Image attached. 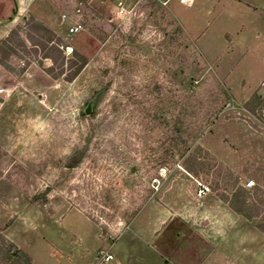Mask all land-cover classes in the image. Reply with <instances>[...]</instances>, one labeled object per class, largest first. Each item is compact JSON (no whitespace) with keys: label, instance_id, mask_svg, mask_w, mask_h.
<instances>
[{"label":"rangeland","instance_id":"1","mask_svg":"<svg viewBox=\"0 0 264 264\" xmlns=\"http://www.w3.org/2000/svg\"><path fill=\"white\" fill-rule=\"evenodd\" d=\"M37 4L0 32V45L15 30L27 47L0 52V264H25L10 242L31 264H87L72 252L81 236L119 253L122 233L154 236L173 218L200 233L197 262L224 199L264 218V46L231 39L264 0ZM75 21L84 30L68 38ZM37 23L73 48L60 77L31 41L46 42ZM76 55L85 67L68 81Z\"/></svg>","mask_w":264,"mask_h":264},{"label":"crops","instance_id":"2","mask_svg":"<svg viewBox=\"0 0 264 264\" xmlns=\"http://www.w3.org/2000/svg\"><path fill=\"white\" fill-rule=\"evenodd\" d=\"M37 2L39 0H0V32H9L19 17L26 20V12L35 8L38 5ZM245 12L248 15L254 13V18L247 26L242 25L241 33L237 32L233 38L231 37L234 39L232 44H236V41L238 43L245 41L247 46L255 42L257 47H263L264 11L256 13L244 8L243 13L247 16ZM258 23L261 24L260 30H258ZM4 36L7 37V34ZM224 206L225 213L227 212L228 215L222 218L217 229L213 230L210 227L206 237L203 235L204 239H207L205 243H208L209 249L203 252L197 262L193 260L192 254L190 256L189 251L190 248L194 250L198 247L197 244L191 243V238L196 236L198 239L200 233H193L184 225L181 226L182 222L173 218L161 223L154 236L141 238L131 228L122 233L111 245V247L113 245L120 246V252L109 251L114 258L108 264H264V233L258 230L254 223L237 214L228 206ZM171 224H173L172 227ZM96 226L98 228L97 238L102 242L99 237L100 227L97 224ZM203 231L205 230L203 229ZM81 237L76 245L82 247L84 244L86 246L82 247L83 249H77L75 246L72 252L85 259L87 264L89 262L95 264L98 261V255L106 250L101 249L98 251L100 253L96 254L98 252L92 251L91 247H88L87 239ZM88 257L91 258L88 260ZM185 257L188 259L183 262Z\"/></svg>","mask_w":264,"mask_h":264},{"label":"trees","instance_id":"3","mask_svg":"<svg viewBox=\"0 0 264 264\" xmlns=\"http://www.w3.org/2000/svg\"><path fill=\"white\" fill-rule=\"evenodd\" d=\"M35 31L38 33L44 34V36H46V42L41 43L40 41L35 40L34 37L30 36L31 41L34 44V47H39L42 51L45 52V54L43 56L44 58H49L53 62V65L59 66L60 73L57 75H54V77H60L64 73L63 68L65 65V59L63 57L64 54H63V51L61 49V46H64L66 43L62 39L56 38L53 35V33L45 25H43L41 23H37L35 25ZM54 38H56L57 43L54 47L49 48L48 46L50 43L54 42L53 41ZM10 44L11 45L13 44L14 46L16 45L18 47H21V48H23L24 51H27L26 43L21 39V37L18 35L17 31H15V30H12L9 33V36L5 40H3L1 45H0V52L5 54V58H7L9 56L8 50L14 49L13 48L14 46H11ZM34 52L36 54L38 53L37 50H34ZM75 59H76V61H79L80 64L77 63L76 61H71L70 67H71V69L73 68L74 70L67 77L68 81L74 80L80 74V72L83 70V68L85 67V59H83L82 56L76 55ZM39 64L42 65L41 63H39ZM74 67H76V68H74ZM46 72L49 75L50 74L53 75V69H47ZM247 108L248 109L250 108V111L253 112V109H251V107L249 105H247ZM187 170H189V169L187 168ZM224 201L229 205V207L234 212L245 217L250 222H254V219L258 218L260 216L259 213L258 214L256 213L255 215H253V214L247 212L245 209L247 206V202L245 201L244 198L240 199L238 194H235L231 200L224 199ZM254 225L258 230H260L262 233H264V218L255 222ZM7 255L10 258H17L19 260L23 259L25 261V264H31L32 263L31 257L27 253H25L24 251L18 249L17 246L11 242L8 243Z\"/></svg>","mask_w":264,"mask_h":264},{"label":"built area","instance_id":"4","mask_svg":"<svg viewBox=\"0 0 264 264\" xmlns=\"http://www.w3.org/2000/svg\"><path fill=\"white\" fill-rule=\"evenodd\" d=\"M70 21V19H68V17L66 15H63L62 17V22H68ZM84 30L83 25L78 22H71L69 23L68 27H67V37L68 38H72L76 35H78L80 32H82ZM61 49L63 51V54L65 56H69L73 53V48L70 44L66 43L64 46H61ZM264 86V83H263ZM4 90H1L0 92H3ZM254 184L253 181H251L248 186H252ZM113 255L111 253L105 252L102 253L99 258H98V262L97 264H108L109 262H111L113 260Z\"/></svg>","mask_w":264,"mask_h":264},{"label":"water","instance_id":"5","mask_svg":"<svg viewBox=\"0 0 264 264\" xmlns=\"http://www.w3.org/2000/svg\"><path fill=\"white\" fill-rule=\"evenodd\" d=\"M91 111V105H89L88 107H87V109L85 110V112L86 113H89Z\"/></svg>","mask_w":264,"mask_h":264}]
</instances>
